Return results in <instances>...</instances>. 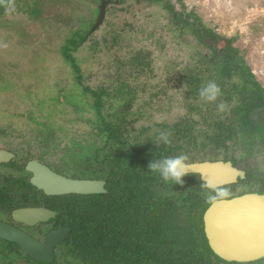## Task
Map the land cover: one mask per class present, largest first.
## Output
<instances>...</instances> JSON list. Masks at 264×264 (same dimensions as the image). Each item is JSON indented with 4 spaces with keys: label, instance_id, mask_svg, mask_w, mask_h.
<instances>
[{
    "label": "rangeland",
    "instance_id": "374dc122",
    "mask_svg": "<svg viewBox=\"0 0 264 264\" xmlns=\"http://www.w3.org/2000/svg\"><path fill=\"white\" fill-rule=\"evenodd\" d=\"M37 1L35 4L34 0H8L0 12V145L17 151L20 155L17 161L23 164L25 155H29L27 152L37 157L49 147L43 157L56 161L53 163L57 165L67 154L81 158L96 145L91 128L96 116L91 108L94 99L90 94L70 96L71 91L80 89L60 49L74 31L81 28L91 31L99 14L96 8L99 0ZM182 1L187 12L194 10L216 32L227 37L238 36L234 45L264 84V0ZM169 2L176 11H184L178 0ZM114 3L117 6L107 8L103 24L75 52L82 82L94 87L105 79H115V72L125 75L126 82L137 93L127 123H134L136 129L149 126L157 133L164 131L165 127L160 124L173 125L187 118L189 104L198 102L197 97H188L185 92L184 68L198 64L197 52L206 55L211 50L191 31L180 36L178 31L171 30V15L161 2L119 0ZM94 40L99 45L92 49ZM104 40L112 46L107 48ZM221 46L223 42L218 45ZM137 52L150 63L140 72L137 64L124 69L115 59L118 56L129 62ZM165 84L163 96L160 90ZM69 87V93H62L64 100L56 99L62 89ZM155 90L160 91L162 100L158 96L152 100ZM31 113L35 119L30 117ZM37 121L47 132L36 128ZM163 134L171 137L169 144H175L176 132ZM199 136L200 140L204 139L203 135ZM46 140L52 142L43 144ZM204 153L205 150L196 156L197 161L203 159ZM248 162L260 165L264 175L259 155L249 157Z\"/></svg>",
    "mask_w": 264,
    "mask_h": 264
},
{
    "label": "trees",
    "instance_id": "16d2710c",
    "mask_svg": "<svg viewBox=\"0 0 264 264\" xmlns=\"http://www.w3.org/2000/svg\"><path fill=\"white\" fill-rule=\"evenodd\" d=\"M136 1L161 2L171 15V30L178 31L180 36L191 31L200 42L209 45L210 54L197 52L198 64L184 68L185 92L188 97L198 98V102L189 104V115L199 117L188 115L182 123L168 127L178 135L174 147L155 139L154 135H147L144 129H136L135 139L128 143L131 134L125 127V117L108 113L102 119L100 114L102 96L110 95L108 89L83 87L85 94L95 98L94 106L100 116L99 132H93L97 134L93 135L96 145L83 157L103 165L104 175L109 176L108 184L114 188L105 195L74 194L62 199L67 202L57 201L60 210L70 212L67 224L74 229L67 240V248L74 254L69 258L82 259L87 264H264V259L228 262L212 251L203 228L206 210L213 202L207 199L211 190L202 187V181L196 182L195 174L182 178L184 192L182 200L176 202L166 198V193L177 183L165 182L158 172L149 168L155 160L181 154L187 157V162H194L205 150L208 158L231 160L235 165L244 163L248 167L246 179L221 187L229 193L223 198L244 192L264 193L260 165L248 164L249 157L259 155L264 166V84L234 45L238 36L227 37L205 25L194 10L186 11L182 0H178L182 3V12L176 11L169 0ZM7 3L8 0L0 2V12ZM87 34L82 28L74 31L60 49L78 85L82 75L75 52L84 46ZM222 42L223 46L218 47ZM141 56L137 53L133 58ZM210 81L218 85L220 94L215 101L207 102L200 98L199 90ZM73 94L83 93L71 91L70 96ZM56 99L60 100L59 95ZM221 103L225 105L223 110L218 108ZM199 135L204 139L200 140ZM8 184L18 185L16 190L19 186L34 187L29 181L10 180Z\"/></svg>",
    "mask_w": 264,
    "mask_h": 264
},
{
    "label": "flooded vegetation",
    "instance_id": "af4514ba",
    "mask_svg": "<svg viewBox=\"0 0 264 264\" xmlns=\"http://www.w3.org/2000/svg\"><path fill=\"white\" fill-rule=\"evenodd\" d=\"M109 2L107 3L108 5H113V6H117L116 3L114 2H118L119 0H108ZM102 0H99V4H101ZM36 4V3H35ZM97 4L96 8L99 10L100 5ZM99 15V14H98ZM98 15L97 18H98ZM106 15H107V7H106V14H105V18L106 19ZM96 16L94 17V19L96 18ZM103 20V22H104ZM97 21V19H96ZM103 22L99 25L101 26L103 24ZM96 23V22H95ZM95 25V24H94ZM98 26V27H99ZM94 27V26H93ZM97 27V28H98ZM94 29L91 31H88L87 34V40L85 41L84 45L86 44V42L88 41V37L90 34H92L94 31L97 30ZM96 40V39H95ZM93 41L92 45V49L95 48V46L99 45L98 40L97 41ZM207 41L209 42V40L207 39ZM105 46L107 48L111 47L112 45L109 43H107L105 40ZM113 42L115 43L116 41L113 40ZM112 50V49H111ZM111 52V51H110ZM96 53V52H95ZM140 53V52H137ZM136 53V54H137ZM141 54V53H140ZM134 56L131 57L130 61H124V60H120V58L117 56V62L118 64H120L124 69L127 68V65H131V64H137L138 66V70L137 72H140L144 66H148L150 65V63L146 60V57L142 54V56L140 58H133ZM120 69V67H118ZM134 73V72H133ZM114 76L116 77L115 79H105L104 81H101L100 84H98V86H94L92 87L91 85H87L86 83L82 82V78H81V82L79 83V85L75 82V84H77L79 86L80 91L85 94V91H83V87L84 86H89L90 88H101V87H106L108 89V92L110 95H103L102 96V107L100 110V114L102 116V119L105 117V114L107 115L108 113H114L115 115L117 114V116H124V124L125 127L128 128V133L129 135L131 134V139L130 141H128V143L133 142V139H135V126L134 123H127V115L132 112L133 110V106L135 103V99L137 96V93H135V89H133V87H131L127 82V78H125V75L122 74H118V72H115ZM93 77V76H92ZM165 86L166 84L161 88L163 92V96H164V92H166L165 90ZM71 87V86H70ZM70 87L68 90L66 89H62L61 94L59 93V97L62 98V100H64V96L62 93L68 92L70 91ZM160 91H154L155 94L151 95L152 100L158 96V100H162V97L160 95ZM162 94V93H161ZM89 95V94H86ZM57 96V95H56ZM92 98L95 101V98L92 95ZM151 101V100H150ZM107 104H110V106H108ZM103 106L105 107V109L103 108ZM128 106V107H127ZM107 107H109V110H106ZM158 107V105L156 106V108ZM91 108L95 111V118L92 121L91 124V128L93 127V131L95 133L99 132V127L97 125V123L99 122V113L97 112V109L95 106H91ZM190 112V111H188ZM190 114V113H189ZM34 115V113H31L30 117L32 118ZM108 117V115H107ZM137 117H140V115H138ZM33 119H35L33 117ZM184 119V118H183ZM186 119V118H185ZM88 123L89 119L86 120ZM120 121V120H119ZM182 121V120H181ZM180 120L178 122H175L173 125H166V124H160L162 126L165 127L164 131H158L155 132L153 131L152 127L149 126H139L137 129H144L145 133H147V135L151 136V135H156L154 138L160 140L161 138V134H163V132H168V127L169 126H175L176 123L181 122ZM36 123V128H38L39 130H41L42 132L44 130H42L43 125H41L39 123V121L35 122ZM125 130V129H124ZM47 132V131H44ZM97 134H94V136H96ZM103 137V136H100ZM171 137H169L168 139H170ZM163 141V140H162ZM51 140H46L43 144H49L51 143ZM99 142H97L98 144ZM169 144V142L167 143ZM175 144H173L174 147ZM49 147H46V151H43V154L48 152L47 150ZM0 150L2 151H8L12 154H14V157L12 159H10L9 161H4V162H0V221L1 222H5L7 224H10L14 227L19 228L20 230L26 232L27 234L31 235L32 237L43 241L45 239V237L53 230H63L66 228H69L70 231L67 234L66 238L58 243L55 248H54V256H53V260L46 262V261H40L37 260L35 258H33L32 256H30L29 254H27L17 243L9 241L5 238H0V264H87L85 261H83L82 259H74V258H69L74 256L72 250L67 248V240L70 237V235L73 232V227L70 226L69 223V217H70V212L67 209H62L60 210L59 207L57 206L58 202H64V201H69V200H62L65 199L67 196L69 195H83V196H94V195H105L108 194L114 187H111V184H108V177H106L104 175V166L103 165H97L96 162L95 163H91L89 161L88 156L87 157H83L82 158H78V157H71L70 155H66L65 157H63L62 159H60L59 163L56 165V161H47L45 160V158L42 155H39L37 157L33 156V154H31L30 152H27L26 154L29 155H25V162L20 163L17 161L18 157L20 156L19 153L13 149H10V147L6 146V145H0ZM120 150H118L117 152H119ZM200 153V152H199ZM202 153V152H201ZM31 154V155H30ZM204 157L203 160L200 161H205V160H209V161H217L220 159H211L206 157L205 155L202 156ZM73 159L75 160L73 162ZM32 160H36L42 164L47 165L51 170H53L54 172L64 175L66 177H70V178H75V179H91V180H99V181H104V190L102 192H94V193H88V194H78V193H66V194H58V195H48L46 194L43 190L37 188L35 185H33L31 183V178H32V173L31 171L26 169V165L29 161ZM79 161V162H77ZM197 161V160H196ZM224 161V160H222ZM230 161L232 163V165L234 167H236L237 169L243 170L245 172V177L244 178H238L237 181L235 183L232 184H237L240 180H244L247 177V169L248 167L244 164V163H240L239 165H235L231 160H227ZM195 162V161H194ZM75 163V164H74ZM189 163V162H188ZM249 163V162H248ZM13 167V168H10ZM192 175H196V179L195 181H202L204 183V181L201 179V175L196 174V173H190ZM187 174V175H190ZM186 176V175H185ZM10 180H14V181H29L30 184L34 187H29L26 186V188H24L23 186H19V189H17L16 187L11 186L10 184H8V182ZM117 182L120 180V177L117 176L116 177ZM232 184H226L223 186H227V185H232ZM116 184H113V186H115ZM184 184L181 185L180 184H172L171 185V189L166 193V198L172 199L173 201H181L182 200V196L181 194L184 192ZM196 188H200L199 185H194ZM202 186V185H201ZM220 186L219 188L223 187ZM14 188V189H13ZM117 188V187H115ZM240 191H243L240 188ZM255 193H260L258 191H254ZM254 192H244L245 193H254ZM243 194H239V195H234V196H240ZM234 196H230L227 198H231ZM53 197V198H52ZM220 199H225V198H220ZM219 200V199H218ZM23 208H43V209H48L50 211L53 212V216H50L47 220H39L36 222H25L24 220H17L14 217V211L19 210V209H23ZM205 226V220L203 218V228ZM119 253V252H118ZM70 259V260H69ZM73 259L72 262H70ZM264 259V258H262ZM260 260V259H258ZM257 261V260H255ZM228 262H239V261H228ZM253 262V261H250ZM240 263H246V262H240Z\"/></svg>",
    "mask_w": 264,
    "mask_h": 264
},
{
    "label": "water",
    "instance_id": "95a60500",
    "mask_svg": "<svg viewBox=\"0 0 264 264\" xmlns=\"http://www.w3.org/2000/svg\"><path fill=\"white\" fill-rule=\"evenodd\" d=\"M108 0H102L99 15L92 30L104 20ZM14 154L0 150V162L9 161ZM188 163V162H187ZM31 183L48 195L66 193L88 194L102 192L104 181L75 179L58 174L36 160L29 161ZM220 187L244 178L245 172L230 161H195L188 163V174ZM53 212L43 208H23L14 211L17 220L36 222L47 220ZM205 233L212 251L227 261L250 262L264 258V193H245L212 202L204 216ZM70 229L51 231L43 241L10 224L0 221V238L17 243L27 254L40 261H52L55 246L62 242Z\"/></svg>",
    "mask_w": 264,
    "mask_h": 264
},
{
    "label": "clouds",
    "instance_id": "9594fccd",
    "mask_svg": "<svg viewBox=\"0 0 264 264\" xmlns=\"http://www.w3.org/2000/svg\"><path fill=\"white\" fill-rule=\"evenodd\" d=\"M219 94L220 89L214 81L208 82L199 90L200 98L207 102L215 101ZM224 107L225 105L223 103L218 105L220 110H223ZM160 138L165 144L169 142L168 136L166 134H162ZM149 168L153 172H158L165 182L171 181L177 184L183 183L182 178L188 174L187 157L182 154L163 157L151 162L149 164ZM202 187L211 190L207 194V199L209 201H215L218 198H223L229 195L226 189L216 187L209 181H205Z\"/></svg>",
    "mask_w": 264,
    "mask_h": 264
}]
</instances>
